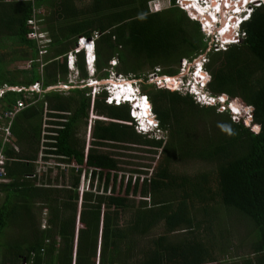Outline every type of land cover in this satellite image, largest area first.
<instances>
[{"label": "trees", "instance_id": "trees-1", "mask_svg": "<svg viewBox=\"0 0 264 264\" xmlns=\"http://www.w3.org/2000/svg\"><path fill=\"white\" fill-rule=\"evenodd\" d=\"M148 1L0 0V86L69 85L68 94H33L11 122L14 147H2L0 264H264V3L242 23L240 42L206 53V90L234 100L237 119L143 75L162 132L145 135L127 103H105L104 91L90 99L88 88L67 83L65 56L78 37L92 38L98 80L108 78L111 59L120 75L137 78L156 66L171 75L180 58L205 50L197 22L173 6L150 12ZM34 8L50 40L41 62L26 36ZM74 56L84 79L82 52ZM6 61L29 64L7 69ZM21 96L4 91L0 108ZM89 109L95 117L84 146L75 132ZM131 146L146 147L153 164L123 168L122 154L103 150ZM49 157L59 170L53 177L36 164ZM189 164L199 168L187 171ZM229 216L240 230L231 231Z\"/></svg>", "mask_w": 264, "mask_h": 264}, {"label": "built area", "instance_id": "built-area-1", "mask_svg": "<svg viewBox=\"0 0 264 264\" xmlns=\"http://www.w3.org/2000/svg\"><path fill=\"white\" fill-rule=\"evenodd\" d=\"M161 1L166 2L167 6H173L184 12L186 17L198 23L199 30L203 35V40L206 43V48L192 58H180L176 72L171 75L160 73L159 67H154L148 74L147 80L153 82L157 86H166L170 90L177 91L181 94H190L194 102L199 105L216 106L217 111H227L230 118L237 119L239 116V108L234 100H227L222 96H213L206 90V82L208 81V74L204 69V63L207 60V52H219L225 50L232 44H237L244 37V32L241 25L245 22L251 11L264 3V0H173L170 4L169 0H150L148 1V10L150 12L158 11L163 6ZM40 12L39 9H32V15L27 19L29 31L26 36L33 39L38 47V58L41 62V55L46 52L50 40L46 33L38 28V20L36 14ZM95 37V35H94ZM87 41L84 37L77 38V47L66 54L65 62L68 64L74 53L82 46V41ZM92 42L91 40H89ZM114 64V60H110ZM28 67L29 61L25 62ZM42 64L40 63V66ZM110 73V72H109ZM188 73V78L185 79V74ZM114 76L118 77L119 85L128 82L125 77L120 74ZM69 82V81H68ZM67 82V83H68ZM54 85L42 88L41 81L36 80L27 86H9L2 84L0 86V97L6 90L21 92V98H17L14 103L6 108H0V182L5 181L4 164L8 160L2 151L4 145H13V136L11 134L10 126L14 116L23 108L28 106L36 94L35 99L40 98L43 90L54 88ZM62 87H69L68 84H63ZM67 89V88H65ZM153 117V116H152ZM156 125L154 120L151 121ZM157 132H145L146 135H154L158 137V127H155ZM136 132H140V127L137 126Z\"/></svg>", "mask_w": 264, "mask_h": 264}, {"label": "rangeland", "instance_id": "rangeland-1", "mask_svg": "<svg viewBox=\"0 0 264 264\" xmlns=\"http://www.w3.org/2000/svg\"><path fill=\"white\" fill-rule=\"evenodd\" d=\"M161 5L163 6V8L167 7L166 2H164V1H161ZM42 23L38 25L39 30L44 29V27H45V24L44 23L42 24ZM82 57H83V54H82ZM72 59H75V57L73 56ZM111 60H114V59H111ZM6 62L7 63L5 65V68H7V69L15 68L17 70H20V69L26 68V63H25L26 61H13V62L12 61H6ZM83 62H84V59H83ZM109 64L112 67V66H114L115 62H114V64H111V61H109ZM111 67H109L110 73H109L108 78L107 79L98 80L97 78H95L94 74L92 76H90L87 73L86 69H85V71H86L87 77L84 78V79H80L79 75H78V71H77V69H76V67L74 65V69L72 71H68L67 72L66 80H67V82L68 81L70 82L71 86H77L79 88H82V87L88 88L89 97L91 99V96H92L91 95V91L93 93H95V94H98L99 92L103 91L104 88H107L108 92H110V91H112V88L114 89L115 85L118 84V83H114V79H115L114 74L117 75V73H114L115 71ZM156 67H159L160 69L162 68V66H156ZM175 67H176V65L172 66V68H175ZM84 68H85V62H84ZM88 69H89L88 72L90 73V69L91 68L89 66H88ZM152 70L149 69V68L144 69L143 70V74L140 77H137V78L136 77H132L130 75H127V76H125V75L123 76L122 75L128 81V82L122 83V87L126 89L129 85L130 86H135L136 89L138 90V92L142 93L141 87H140V82L142 80L141 77H143V75H145V77L147 79L148 74ZM185 75H186L185 79L189 77L188 73L185 74ZM89 79L92 81V83H90V84H88V82H90ZM105 80H107V81L104 82ZM148 81L149 80H147V82ZM94 83H98V85L94 84ZM62 85H63V83L59 82V83L55 84L54 85L55 87L52 88V89H56L57 91H59L60 93H63V94H68L67 93L68 89H65V88H69V87H65L64 88V87H62ZM49 89H51V88H49ZM105 95H106V92H105ZM129 106H130V104H129ZM141 106L142 105H140V107ZM134 110H136V105H134ZM138 114H140V113H138ZM94 117H95V114L89 109L88 110V116H87V119H86V125H83L82 123H80L78 128L76 129L75 136H76V138H78L79 142H84V146L85 145L87 146L88 142L90 141L89 126H90L92 120L94 119ZM46 119H47L46 117L43 118V120L45 122L47 121ZM43 126H46V125L43 124ZM161 133L158 136H161L162 135ZM144 148H146V147H141V146L132 147L131 146V147H128V148H125V149L116 148V147H106V148H103V150H111L113 152L122 154V155L119 156V160L123 161V163H121V166L123 168L145 170V167H144L145 165L153 164V161H152V158H153L152 156L153 155L151 153L147 152V151H144L143 150ZM36 164H37L38 168H40L41 171L45 170L46 168H49V170H50L49 174H50L51 177L54 176L59 171L57 169V167H56V162H55V159L53 157L46 158L45 160L39 158L37 160ZM198 164H189V165L186 166V170L187 171H191L194 168H199ZM57 165H58V168H64V169L67 168V167H63L64 165H62V164H57ZM63 172L65 173V170H63ZM120 173L121 172H119V174ZM148 173L149 172H147V174ZM121 174H123V173H121ZM128 174H129V172L125 171L124 177H126ZM134 175L135 174H133V176ZM65 177H67L66 174H65ZM93 185H95V181H93ZM86 187H87V180L85 178H83V176H81L78 189H80V190L84 189L85 190ZM118 187H119V185H118V180H117L116 184H115V191L118 189ZM232 222H233V218L231 216L227 217V224L230 225L231 231L240 230L237 227H233L232 226V224H233ZM40 223L44 224V221L41 222V220H40Z\"/></svg>", "mask_w": 264, "mask_h": 264}, {"label": "clouds", "instance_id": "clouds-1", "mask_svg": "<svg viewBox=\"0 0 264 264\" xmlns=\"http://www.w3.org/2000/svg\"><path fill=\"white\" fill-rule=\"evenodd\" d=\"M91 41H92V38H91ZM75 43L78 45L77 42H75ZM91 43L92 44H90V46H89V50L91 53V63H92L90 73L88 72L89 69L85 65V69L90 76H92L93 72H94V68H93L94 67V65H93L94 64L93 63L94 62V47H93V42H91ZM77 45L74 47H77ZM81 47L82 46H80L76 52H80V51L82 52V54H83L82 58L84 59V62H85L86 57H87L86 47H84V46H83L84 48H81ZM65 64H66V62H65ZM74 65H75V59H74V62L71 60L68 64H66L68 71H72L74 69ZM114 77H115L114 83H118V77L117 76H114ZM89 81L90 82H88V84L92 83V81L90 79H89ZM106 81L107 80H105L104 82H106ZM94 84L98 85V83H94ZM117 85H119V83ZM103 91L106 92V95L104 92L103 97H104L105 103H107V104H114V105H119L121 103H127L128 105L130 104L128 114L130 115L129 117L132 120L133 127H134L135 131H136L137 126H139L140 132L142 131L143 134H145V135L147 132H150V133L157 132V131H155V127L157 126V123H156V125H153V123L151 122L152 120H154L156 122V120L150 111V106H149L148 100L144 94L138 92V90L136 89L135 86L129 85L126 89L122 87V91H124V94L121 93L122 91L120 92L119 90L114 91L113 88H112V91H110V92H108L107 88H104ZM125 94H128V96H125ZM132 97H136L137 99H139V101H142L144 104L143 107L142 108L139 107L140 109L137 111V113H140V114L133 112L135 103H131L130 98H132ZM158 131L161 133L159 128H158ZM158 137H160V136H158Z\"/></svg>", "mask_w": 264, "mask_h": 264}, {"label": "bare ground", "instance_id": "bare-ground-1", "mask_svg": "<svg viewBox=\"0 0 264 264\" xmlns=\"http://www.w3.org/2000/svg\"><path fill=\"white\" fill-rule=\"evenodd\" d=\"M90 44H92L90 41H85V40H83L82 41V47L81 48H84V47H86V52H87V57H86V60H85V65H86V67L88 68V66L91 68L92 67V63H91V53H90V50H89V46H90ZM84 46V47H83ZM116 90H119L120 92L122 91V86L121 85H115V88H114V91H116ZM121 93H123L124 94V91H122ZM125 96H128V94H125ZM126 98V97H125ZM130 100H131V103H135V105H136V113H137V111L140 109L139 107H140V105H142L141 106V108L143 107V102L142 101H139V99H137L136 97H132V98H130ZM138 114V113H137Z\"/></svg>", "mask_w": 264, "mask_h": 264}, {"label": "water", "instance_id": "water-1", "mask_svg": "<svg viewBox=\"0 0 264 264\" xmlns=\"http://www.w3.org/2000/svg\"><path fill=\"white\" fill-rule=\"evenodd\" d=\"M87 41H89V40H91V38L90 37H88V38H85ZM77 44L75 43L74 44V46H76Z\"/></svg>", "mask_w": 264, "mask_h": 264}, {"label": "crops", "instance_id": "crops-1", "mask_svg": "<svg viewBox=\"0 0 264 264\" xmlns=\"http://www.w3.org/2000/svg\"><path fill=\"white\" fill-rule=\"evenodd\" d=\"M53 177V176H52ZM41 222H43V219H41ZM41 224V223H40ZM41 226H42V224H41Z\"/></svg>", "mask_w": 264, "mask_h": 264}]
</instances>
